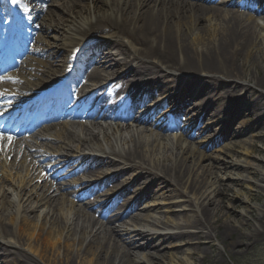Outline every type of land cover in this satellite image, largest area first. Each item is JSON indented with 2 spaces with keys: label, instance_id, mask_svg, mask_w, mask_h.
<instances>
[{
  "label": "bare ground",
  "instance_id": "obj_1",
  "mask_svg": "<svg viewBox=\"0 0 264 264\" xmlns=\"http://www.w3.org/2000/svg\"><path fill=\"white\" fill-rule=\"evenodd\" d=\"M59 7L67 11L65 13L69 17L58 19L52 10L38 6L34 10V18L43 17L44 14H38L40 11L46 14L41 23L34 22L33 26L37 31H43L46 37L53 28L61 30L60 34L64 35L62 40L67 42V46L72 44L75 47L77 44L73 43L81 41L86 42L84 49L89 53L93 49H104L101 67L110 65L111 70L98 72L101 75L93 71L86 75V79L105 82L116 74L124 73L126 88H133L134 91L156 85L166 90L168 88L163 84L168 80L173 81V87H178V80L182 79L186 81V87L210 91L216 100L238 96L236 100L239 103H234L235 107L264 118V78L259 75L254 77L250 70H257V65L264 62V41L257 31L259 24L253 18L236 11H226L220 6L206 8L186 0H91L90 5L76 0L71 6L63 3ZM70 18L72 21L68 25ZM214 21L219 23L218 28H214ZM105 35L115 40L100 44V38ZM126 37L139 48L132 51L124 43ZM52 49L42 45L46 57L42 63L48 69L45 73L52 71L59 74L68 55ZM47 58L53 61L47 63ZM115 66L119 68L113 69ZM40 79L43 83L46 81ZM92 114H98L97 108ZM65 133L67 141L63 143L64 147L50 152L52 156H57L54 168H58L57 163H62L63 167L78 164L83 176L89 172L105 176L116 174L117 179L130 176L129 181L138 190L155 196L166 195L168 199L180 196L181 189H186L194 197H204L211 184L205 170L202 175L196 173L204 157L197 156L191 148H185L188 142L178 136L169 137L166 145L160 139L142 133L137 137L131 135L128 143L123 134L110 129L104 130L101 137L88 128L86 134L90 136L84 138L78 129L68 127ZM235 133L226 128L222 135L232 136ZM172 146H179L181 152L171 154L173 156L169 158L165 153ZM96 169L99 170L93 172ZM6 182L9 179L0 177V194H3L0 197V264H78L79 260L83 264H134L135 259L130 258V252L121 250L107 232H95L98 223L91 216L78 212L72 219L70 210L75 211L74 205L69 207L59 193L50 196L51 187L35 193L31 181L27 184L16 181L18 183H13L12 187H6ZM121 189L123 186L117 183L111 190L118 192ZM129 190L131 186L126 191ZM93 193L89 190L85 195L99 198ZM188 203L194 206L195 202ZM99 207L106 209L108 204H99ZM210 214V209L200 203L194 220L187 225L188 229L194 230L187 232L189 237L197 241L191 258L197 255V251L205 249L203 245H211L214 240L225 250H234L246 245L252 238L240 234L237 240L225 244L226 238L236 233V225L210 230ZM100 216L105 219L106 225L113 226L111 232L122 233L115 225L123 223V213L107 217L106 210H103ZM154 224L165 226L161 221ZM177 236H150V232L135 231L134 238L126 236L125 240L130 248L149 247L156 251L160 245ZM75 247H78L76 251ZM33 254L38 255L41 261ZM156 259L159 258L155 255L150 258L152 262ZM151 261L146 264H152Z\"/></svg>",
  "mask_w": 264,
  "mask_h": 264
},
{
  "label": "rangeland",
  "instance_id": "obj_2",
  "mask_svg": "<svg viewBox=\"0 0 264 264\" xmlns=\"http://www.w3.org/2000/svg\"><path fill=\"white\" fill-rule=\"evenodd\" d=\"M66 1L65 5L71 6L76 0ZM186 1L198 3L208 8V5L198 0ZM83 2L90 5L91 0H83ZM251 2V7H236L232 9L240 12V14H246L250 18L254 17L255 23L258 22L257 24H259V29H257L260 32V34L258 33L259 37L264 41V13H258L256 16L252 15V10L260 9L261 5H264V0H251ZM49 9L54 12V15L58 19L69 17L65 13L67 11L63 8L58 6L52 7L50 5ZM227 9L230 8H226V11ZM255 17L258 18L255 19ZM42 18H39L37 22L41 23ZM71 21L70 18L67 22L68 25ZM218 24V22L214 21V28H218ZM53 29V31L50 30L48 32L47 37L43 31H39L35 35L36 39L41 37V39L46 41V44L53 47V50H65L64 47L67 48L68 46L65 45L67 42L62 40V36L64 35L60 34L61 30L55 31V28ZM106 37L108 36L105 35L100 38V44L108 43V40H115L111 39L110 36L109 38ZM80 43L82 44L83 42H74L73 44L78 45ZM124 43L132 51L139 48L128 37L124 39ZM83 44H86V42ZM262 44L264 48V43ZM69 45L71 46L72 44ZM134 45L137 47H134ZM71 49L70 47L66 50L69 52ZM102 50L104 51V49ZM100 54L102 57V52ZM25 56L27 57H23L21 61L32 63L35 60L33 55L26 54ZM257 66V70L250 68L253 76L257 77L259 75L264 78V62H261ZM178 83V87H173V81L168 80L163 84V87L168 88L166 90L161 85H156L155 90H151L153 87H147L145 91L147 94H155V92L159 95L169 94L176 97L178 101L183 98L187 102V108H190V112L187 111L189 114H201V118L205 117L197 132V140L188 142L178 134L174 135L188 142V146L185 148H191L193 152L197 153V156L204 157L200 160L196 173L202 175L203 170L207 172V178L209 183H211L207 194L204 197L197 198L186 189H181L180 196L178 195L175 199H168L166 195L164 197L155 196L148 194L147 191L138 190L135 185H132L133 182L129 181L130 176L119 177L111 185L117 183L122 186H125L126 183V185H130L131 190L125 192L123 199L128 200L130 198L132 202L137 201L136 207L125 217L122 224H116V226L121 225L122 233L116 234L111 232L113 226L106 224L101 227L99 225L95 229V232H107L112 237L110 238L112 242L118 244L121 250H128L130 252V258L135 259L134 264H146L148 263L147 261H151L152 255L159 258L153 260V262L151 261L152 264H264V118L261 115H253L250 111H241L238 107H235L234 103H239L236 100L238 96H232L230 99L216 100L214 98L215 95L210 91H204L198 87H186V81L183 82L182 79H179ZM184 93L188 95L186 98L185 95H181ZM189 94L193 96L190 98ZM159 95L155 94V97L157 98ZM164 108L166 107H162L161 110H164ZM199 111L201 113H196ZM226 128L236 133L232 136L222 135ZM141 130H146V128ZM99 132L100 130H96V134H99ZM138 134H134L135 137ZM142 134L147 137L150 136L153 139L162 138L161 134L154 133L153 136L151 132H143ZM131 135L133 134L129 132L125 134L128 138V143ZM229 149L232 150L230 151ZM179 150H181L179 146H172L165 154L170 158L174 154H179L181 152ZM24 176L22 175L21 177ZM5 180H7L6 176ZM16 181L19 182V180L11 176L9 177V182L5 183V186L10 187L13 183H18ZM126 188L127 186L124 189ZM33 191L37 192L36 189H33ZM2 195L0 194V197ZM190 201L195 202L194 206H190L191 204L188 203ZM200 203H204L210 209L212 223L210 230L211 228L214 230L218 226L226 228L233 224L236 225V233L231 237H227L225 244L237 240L240 234L252 236V238L247 241L246 245H240L234 250H225L218 241L214 240L211 245H203L202 247H205V249L200 252L197 251V255L191 258L190 254L194 252L193 250H195L197 241L189 237L187 232H194V230L188 229L187 225L194 220ZM112 213L114 214V212L110 211L109 215H113ZM245 216L244 221L243 217ZM254 218L258 220L256 221ZM156 221H161L165 226H155L154 223ZM214 223L216 224L214 225ZM135 231L150 232V236H160L162 234H177L178 236L160 245L156 249V251L158 250L156 252L149 247L143 249L128 247L125 238L126 236L134 238ZM153 238L154 240L156 239L155 236ZM77 248L75 247L74 250L76 251ZM33 256L40 260L38 255L33 254ZM137 260L140 262H137ZM78 264H83V262L79 260Z\"/></svg>",
  "mask_w": 264,
  "mask_h": 264
},
{
  "label": "snow or ice",
  "instance_id": "obj_3",
  "mask_svg": "<svg viewBox=\"0 0 264 264\" xmlns=\"http://www.w3.org/2000/svg\"><path fill=\"white\" fill-rule=\"evenodd\" d=\"M12 3L13 4H17L18 3V0H12ZM8 139L11 141L12 138L11 137H8Z\"/></svg>",
  "mask_w": 264,
  "mask_h": 264
}]
</instances>
